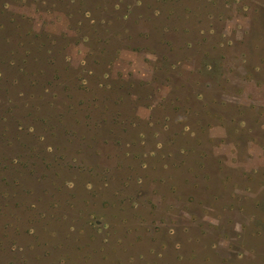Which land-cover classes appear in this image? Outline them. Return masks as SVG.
Segmentation results:
<instances>
[{
	"label": "rangeland",
	"instance_id": "rangeland-1",
	"mask_svg": "<svg viewBox=\"0 0 264 264\" xmlns=\"http://www.w3.org/2000/svg\"><path fill=\"white\" fill-rule=\"evenodd\" d=\"M145 1L0 0V264H264V0Z\"/></svg>",
	"mask_w": 264,
	"mask_h": 264
},
{
	"label": "trees",
	"instance_id": "trees-1",
	"mask_svg": "<svg viewBox=\"0 0 264 264\" xmlns=\"http://www.w3.org/2000/svg\"><path fill=\"white\" fill-rule=\"evenodd\" d=\"M127 8H129L128 9V13H126L125 14V21H122V26H123V24H126L128 21L127 20H129L128 18H130V14H135L137 11H140L141 9H146L147 11H148V18H153V16H154V14L155 13H157V12H159L160 13V9L158 8V7H156L153 3H147L145 0H135V2H133L132 4H128V6H127ZM87 11V10H86ZM170 16H171V14L169 13V11L166 13V18H167V20H168V18H170ZM127 19V20H126ZM91 21H94L93 22V24H92V27H93V29H94V31H96V30H98V27H97V25L99 24H101V25H103L101 22H97L96 21V19H94V18H91ZM102 21H104V20H102ZM169 27V25L167 24V23H165L164 24V28L165 29H167ZM134 28V30L131 32V33H129V35L127 36L129 39H130V41H129V39L127 38V40H124V41H122V42H119V43H117L116 44V46H115V53H114V50H113V54H112V57L110 58V59H108L107 60V63L110 65V64H112V62H113V59H114V57L117 55V52L119 51V47H121V46H125V47H127V48H129V49H132V50H148V51H152V52H156V50H155V48H154V45H153V43L155 42L154 40H153V36H152V34L153 33H151L149 30H140V29H138L137 28V26L136 27H133ZM105 29L106 30H109L106 26H105ZM121 33V32H120ZM126 37V36H125ZM156 41H160V40H156ZM164 41V40H163ZM92 50L94 49V48H91ZM91 50V51H92ZM92 53V52H91ZM98 61H100L99 59H96L95 58V63L96 62H98ZM12 64H15V65H17V62L15 61V60H12V62H11ZM25 59L22 61V64H24L25 65ZM22 64H20V65H17V66H19V69H20V71L21 70H23L25 67L22 65ZM84 66V65H83ZM86 66V65H85ZM83 69L85 68V67H82ZM59 77V75H56V76H54V77H52V78H50L51 80H49L50 82L52 81H54V79H56V78H58ZM14 81H16L17 82V80L14 78ZM1 99V98H0ZM83 101V100H82ZM118 102L120 101V100H117ZM84 102V101H83ZM106 108V107H105ZM43 120V119H42ZM114 122H115V120L114 119H112ZM48 120L47 119H45L44 120V123L45 122H47ZM123 121H126V120H123ZM77 122H79V121H77ZM105 123H102V122H99V121H97V120H93L92 122H88V125L91 127V128H93V129H99L100 128V126H102V125H104ZM127 126H134L135 125V123L134 122H132V121H127ZM65 126V125H64ZM66 127V126H65ZM64 127V128H65ZM127 128V127H126Z\"/></svg>",
	"mask_w": 264,
	"mask_h": 264
},
{
	"label": "crops",
	"instance_id": "crops-1",
	"mask_svg": "<svg viewBox=\"0 0 264 264\" xmlns=\"http://www.w3.org/2000/svg\"><path fill=\"white\" fill-rule=\"evenodd\" d=\"M132 51H137V50H132ZM142 51V50H141ZM122 53H123V51L122 50H120V52H119V57L122 55ZM118 59V58H117ZM151 77V76H150ZM150 77H148L147 79H145V80H149V78Z\"/></svg>",
	"mask_w": 264,
	"mask_h": 264
}]
</instances>
